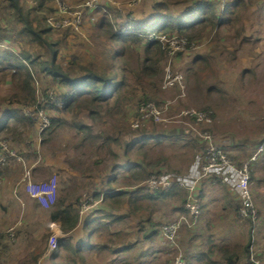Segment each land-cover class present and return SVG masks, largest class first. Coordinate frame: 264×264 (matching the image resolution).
I'll return each instance as SVG.
<instances>
[{"label":"rangeland","instance_id":"1","mask_svg":"<svg viewBox=\"0 0 264 264\" xmlns=\"http://www.w3.org/2000/svg\"><path fill=\"white\" fill-rule=\"evenodd\" d=\"M4 1L0 0V18L3 16L4 20L1 22L0 19V27H5L6 30V34L2 35V44H7L15 51H28L34 57L38 56L40 61H49L51 50L46 43L38 44L28 36L23 38L18 35L19 26L15 18L8 13L9 10L2 6ZM20 1L26 8L31 9L30 17L37 18L34 20L35 24L41 20V16L45 17L47 22L49 19L55 23L65 19L69 13L79 11L83 17L82 24L77 28L53 29L48 22L52 28L49 43L57 42L53 46L57 51L56 63L63 70L77 76L86 73L84 68L99 73L107 71V56L103 46L107 41L104 36H99L100 30L97 26L100 14L98 11L91 12L92 10L84 5L90 0H45L44 10L41 11L37 10L39 0ZM243 1L247 3L248 0ZM60 3L66 5L67 11L64 14L58 12L57 4ZM153 3L154 0H108L104 7L111 20L120 23L126 17L135 21L149 19L155 13L152 9ZM185 6V2H181L170 8L180 11ZM232 11L234 12L220 16V20L224 22L213 29L205 28L196 33L185 32L187 37L194 36L193 39L190 42L188 40L187 47L172 53L171 49L166 52L169 47L166 41H178L182 37L177 33L170 37L161 36L164 53L153 54L152 58L146 60V65L151 66L145 70L141 68L145 59L143 46L123 44L124 54L114 63L118 62L119 70L116 72L119 77L122 75L121 70L127 76L126 85L119 88L111 99L100 104H91L87 95H81L72 110L66 113L60 110L62 103L60 107L47 106L43 109L45 118L57 117L63 121L52 127L50 132L48 127L39 132L40 117L34 121L35 125H30L27 121L9 120L7 131L4 135L0 133V139H8L5 141L9 149L14 151L20 160L9 159L0 171L10 165L15 175L21 178V182L27 173L35 182H47L55 177L56 199L65 198L68 202H75L74 207L78 213L84 200L89 197L94 202L98 201V204L106 201L105 203L112 202L115 206L116 201H111L110 198L104 201L103 190L107 186L110 171L113 169L114 174L119 177L121 172L118 165L122 160H130L131 163L144 158L143 166H138L133 173L125 170L122 172L124 176L121 175L117 183L112 181L113 187L116 188L122 184L121 190H117L118 193L124 190L127 191L125 194L129 193L118 200L119 204L127 209L123 211L122 220L114 223L113 230L116 232L111 236L115 238L114 241H111L107 230L100 237L101 242L97 243L98 246L106 243L108 248H99L96 252L87 251L84 254H71L70 251L62 249L55 258L56 263L123 264L126 260L124 264H171L177 254L183 258L186 254L193 260L201 253L210 252L215 260L217 259V264H226L225 256L234 252L238 255L235 264H243L249 257L246 256L245 247L250 241L249 252H253L264 264V215L261 217L259 214L256 221L240 220L236 214L240 205L238 197L224 186L207 181L202 183V192H206V196L210 194L218 203L210 212L202 214L201 211L199 221L193 228L181 230L178 250L161 255L157 239L154 243L147 240L164 222L174 220L183 211L178 209L181 210L186 193L178 188L166 197L162 195L153 200L145 196L149 194V190L144 181L158 171L174 175H183L188 171L195 156L202 151L201 143L190 141L191 144H187L188 139H193L192 135H195L190 126L199 130L207 129L213 140L230 135V145L225 147L222 144V148L238 163L246 160L261 145L262 155L264 154V0H256L252 6L239 5ZM116 14L119 16L116 17ZM53 17L55 22L52 21ZM119 47L113 50V54ZM167 68L183 75L182 89L163 88ZM9 80V75L0 74V106L6 110L17 109L20 113L23 110L31 112L33 108L30 106H24L16 99H11L16 89ZM149 80H153V86ZM67 90L60 81L46 73L35 75V95L37 101L42 104L47 103L49 95L51 99L62 101ZM149 91L152 94H149ZM149 100L159 105L170 101L171 106L162 114L160 122L145 123L144 129L159 135L169 132L171 140L137 148L130 141L136 134L132 121L136 117L139 104ZM186 109L210 111L211 124L204 127L177 119L178 113ZM20 132L23 134L19 135ZM181 134L185 135L182 136L184 138L178 139ZM17 138L24 145L23 152L15 149L18 142L10 141ZM35 143L39 145L37 153ZM116 165L117 168H113ZM254 169L255 179L257 176L264 177V156ZM255 188L256 180L252 188L256 205L261 197L257 195L258 188ZM76 198L78 200H75ZM34 206L36 207L35 202L26 197L21 198L18 206L9 202L6 208L8 211L3 213L1 224H7L9 216L13 222L10 223L9 220V225L0 231V251L6 244L9 245L7 249L11 246L17 249L28 241L31 244L34 241L40 250L42 247L46 249L47 240L52 233V223H46V217L53 207L34 209ZM96 206L94 205L95 208ZM35 213L38 218L34 220L32 215ZM103 213L105 210L98 214ZM12 216L17 217L15 221ZM10 228H13L12 237L6 234ZM136 228H139L138 231ZM22 230H36L38 238L19 235ZM134 244H139V253L133 250L127 255L128 258L120 256L123 257L121 260L115 259L114 254L123 252L124 247H134ZM92 248L94 247H86L87 250ZM206 261L203 263L208 264Z\"/></svg>","mask_w":264,"mask_h":264},{"label":"trees","instance_id":"2","mask_svg":"<svg viewBox=\"0 0 264 264\" xmlns=\"http://www.w3.org/2000/svg\"><path fill=\"white\" fill-rule=\"evenodd\" d=\"M44 1L45 0L38 1V11L44 10ZM181 2H185L186 4L182 10L175 11L170 8ZM255 3L256 0H248L247 3H244L243 0H225L224 7L220 8V3L217 2V0H154L152 9L157 15L139 21H135L131 17H126L120 23H114L108 15L109 13L106 11L95 10L100 14L97 20V26L100 30L99 36H104L107 41V44L103 45L107 56V71L99 73L80 67L85 70L86 73L82 76H77L70 71L63 70L62 67L56 63L57 51L53 46L57 42L55 41L54 43L51 41L49 43L48 39L50 38L52 28L49 26L46 18L41 16V20H38L35 24L34 20L37 18L30 17V8H26L20 0H5L2 2V6L9 10L8 13L12 15V18H15L14 20L19 26L18 35H22L23 38H27L28 36L32 41L38 44L46 43L51 50V59L49 61H40L38 56L34 57L33 54L28 51H15L12 48L10 49L7 44H2V41H4L2 35L6 34V30L5 27H0V74L5 76L9 75V81L16 89L11 99H16L19 104L27 107L30 106L33 109H44L47 106L53 107L48 101H46V104L37 101L35 95V75L39 73H46L52 76L53 79L60 81L61 84L68 88L67 93L62 97L64 103L60 110L63 113L72 110L73 106L80 100L81 95H87L91 104H100L111 99L118 89L127 83V76L123 70H121V77H119L116 72V70H119L117 65L118 62L114 63V61H119L124 54L125 50L123 44L133 43L143 46L145 59L141 68L145 70L151 66V64L146 65V60L152 58L153 54L159 55L164 53V48L159 37H170L173 36L174 33H177V35L179 34L181 37H185L186 35L184 33L187 31L196 33L205 28L213 29L215 26L224 22V20H220V16L233 13L234 11L232 10L236 9L239 5L247 7ZM218 11L220 13H218ZM117 16H119V14H116V17ZM0 19L1 22H4L3 16ZM116 21L118 22V20ZM150 34H154L158 38L149 40L148 37ZM193 37L186 36V39L190 42ZM117 46L120 47L118 51L113 54V50ZM149 81L151 86H153V80ZM149 94H152V92L149 91ZM9 118L15 119L16 121H27L28 124L35 125L34 121L19 116L17 109H7L6 119ZM48 121L49 127L47 130L49 132L52 127L63 122L57 117H49ZM134 131V133H136L135 135H140L139 137L141 140H150L154 138L153 132L146 131L144 127ZM157 138L158 137H155V139ZM155 173L161 174L164 173V171ZM171 191H174V189L156 192L149 191L148 196L151 198H159ZM52 207L50 220L58 221L62 232L67 233L77 226L79 213L73 204L65 203L64 199H59L55 201ZM90 212H92V210L87 213ZM108 225L109 223L103 222L101 218H93L87 219L83 228L88 239H91L94 235L100 239V237L106 233V226ZM158 231L159 229L153 231L151 235L155 236ZM58 246L63 248V250L70 251L71 254H78L79 252V249H74L68 240H60ZM105 247H107V245L103 243L100 249ZM249 251L250 241H248L245 247L246 256L250 255ZM54 256H52L51 259L54 258ZM37 257V255L32 256L28 260V263L35 264ZM237 258L238 255L236 253L226 255V264H233Z\"/></svg>","mask_w":264,"mask_h":264},{"label":"built area","instance_id":"3","mask_svg":"<svg viewBox=\"0 0 264 264\" xmlns=\"http://www.w3.org/2000/svg\"><path fill=\"white\" fill-rule=\"evenodd\" d=\"M107 2L108 0H90L84 5L92 11H105L104 5H106ZM219 3L220 8H223L225 0H219ZM57 6L59 13H66L67 9L65 4L60 3L57 4ZM82 17V14L77 11L67 14L66 18L62 21L55 22L53 17V19H51L55 23H52L49 19L48 22L53 28L57 29L68 27L77 28L82 24ZM154 38L158 37L154 34H150L148 37L149 40ZM160 38L161 37H159V40L162 42ZM166 43L167 46H169L166 51L167 53L170 49L172 53L188 45V41L185 37H182L178 41L169 39ZM175 87L179 89L183 88V75L180 72H172L167 68L163 79V88L171 89ZM59 100L60 99H51V95L47 97V101L57 107H60L61 103L62 105L64 103L61 100V102H59ZM170 106V101L164 102L162 105L154 101L140 103L136 110V117L132 121V128L136 130L143 127L145 123L160 122L162 114ZM43 112V109L34 108L31 112L23 110L20 114L32 121H37L40 117L41 122L38 130L41 132L49 127V121L45 118ZM176 118L206 127L212 122V113L210 111L186 109L180 111ZM190 128L193 134H197L196 136L202 139L204 147L202 151L195 156L188 171L183 175L154 173L144 181L145 187H147L150 192L181 188L186 193V198L182 207L183 211L174 220L162 224L159 228L158 237L160 238L161 248L164 249L165 254L178 250V240L181 230L185 228L191 229L199 221L202 211L199 191L204 181L214 185H222L238 197L240 205L236 214L240 220L256 221L258 218V210L253 201L252 186L254 164L263 152L262 145L246 160L238 163L233 157L229 156V153L214 142L212 134L207 129L199 130L192 126H190ZM13 157H16L15 152L9 149L5 140L0 139V170L7 164L9 159ZM22 182L25 192L30 198L35 200L40 207L49 209L54 205L57 196L55 177L47 182H35L29 177V173H27L22 179ZM98 203V201L94 202L91 197L86 198L82 206H80L81 208H79V215H84L88 211L93 210L94 205ZM50 229L52 233L47 240V250L51 252L58 249L59 241L62 239L63 235L55 223L50 225ZM6 234L12 237L13 228L7 229ZM171 264H186L185 258L177 254ZM243 264H262V262L253 252H250L247 262Z\"/></svg>","mask_w":264,"mask_h":264},{"label":"crops","instance_id":"4","mask_svg":"<svg viewBox=\"0 0 264 264\" xmlns=\"http://www.w3.org/2000/svg\"><path fill=\"white\" fill-rule=\"evenodd\" d=\"M155 15H157V14L153 13L151 17H154ZM6 111H7L6 109H4V108H2L0 106V133H2L3 135L5 134L4 132L7 131V127H8L9 122H10L9 120H11L10 118L6 119ZM18 114H19V116L23 117L20 114V112H18ZM20 122H24V121H20ZM22 134L23 133H21V132L19 133V135H22ZM139 136L140 135H134L132 137V139H130V141L133 142V145H135V147H137V148H139L140 146L146 145V144L147 145L163 144L164 142H167V141L171 140V137H170L171 135H170L169 132H164L163 135H159V134L153 133L154 138L150 139V140H141ZM182 136H185V135L181 134L178 137V139H183L184 137H182ZM155 137H158V138L155 139ZM192 137H193V139H188L187 144H191V142H194L196 144H200L201 143L202 149H203L204 144L202 142V139L197 137L196 135H192ZM3 138L8 141V139L6 137H3ZM229 140H231L230 139V135H228L227 138H221V139L220 138L219 139L215 138L214 139V141L217 144H219L221 147L223 145L225 147L229 146L230 145V141ZM262 140H264V137H263ZM10 141H13L14 143L18 142L16 144L15 149H17L18 151H21V152L24 151V145H23L22 142L19 141V138L13 139V140H10ZM35 145H36L35 153H37L39 151V149H38L39 145H38V143H35ZM140 154H144V153H140ZM260 156L263 157L264 154L262 155V153H261ZM260 156H259L258 160L256 161V163L254 164V167L258 164V162H260L262 160V157L260 158ZM11 159L12 160H16V159L20 160L19 156H17V155H16V157H13ZM143 163H144V158H143V160L142 159L134 160V162H131V163H130V160H127V159L125 161L122 160V162H120L119 165H118L119 166L118 168H120L119 170L121 172L119 177L121 175H123L122 172H124L125 170L128 171V172H132L133 173V171H135L136 168H138V166H143ZM154 164H156V161H155ZM113 168H117V165L113 166ZM112 170L110 171V174L108 175L109 177H108L107 184H106L107 186L103 190L104 191L103 194H104V201L107 198L108 199L110 198V199H112L111 201H116L117 205L115 204V206H113L114 204H112V202L110 204H108L109 202L105 203L106 201L103 202V203L100 202L101 204H97L96 208L94 207L95 209L93 208L94 210H92V212L84 214V215H81V216L79 215L77 226L75 228H73L72 230L68 231L67 233H64V232L61 231L60 223L58 221L50 220V213H51L52 209L50 210V212L48 213V215L46 217V223H55L58 226L61 234L63 235L61 240H68L71 243V245H72V247L74 249H77V248L79 249L78 250L79 254H84V252H87V251L96 252V250L98 251V249L101 247V246H98L99 245L98 243L101 242L102 238L98 239L96 235H94L91 239L87 238L86 233H85L84 228H83V225H84V223L86 222L87 219L101 218V220L103 222L109 223V225L106 226V228H107L108 234L110 235V238H111L112 234H114L116 232V230H113L114 223L117 220H119V219L122 220V218L124 217L123 216V211H124V209L126 207L120 205L118 200H120L121 197H124L123 195H127L128 196L129 193L125 194V192H127L125 190L122 191L121 193L117 192V190H121L122 184L120 185V187H117V188L113 187V185H112L113 182L112 181L115 180V182L117 183L119 177H118V175H115L114 171H112ZM254 171H255V169H254ZM15 174L16 173H14L13 170L10 168V165L8 167H6L4 170L0 171V231L4 230L7 227V225H9V220H10V216L9 215H8L9 217H7L8 218V223L7 224H1V222L3 220L2 219V215H3L4 212L8 211L6 208H7L8 204H9V202L12 203L13 205L15 204L16 206H18V203H20L21 198L22 197H26V199H28V200L30 199L33 202H35L36 207L34 206V209H38V208L43 209L42 207H40V205L35 200H33L32 198L29 197V195L25 192L23 182H21V180H20L21 178H18L17 175H15ZM255 180H256V188H255V190L258 188L257 195L259 197H261L260 201H258V203L255 206H256L257 210L260 208L261 211L258 210V216L261 215V217H262L264 215V177H262V176L258 177L257 176L256 179H255V177H253V186L255 185ZM253 186H252V188H253ZM200 189H201L200 190V197H201V202H202V214H204V212H210L214 208V206L218 203V201H216L215 198L210 196V194L206 196V192H204V193L202 192V187ZM172 192H174V191L167 192L163 197L168 196ZM253 193H254V191H253ZM145 196H148V194L145 195ZM148 197L151 198L150 196H148ZM59 199H64L65 203H69V204H73V205L75 204V202H72V201L68 202L67 199H65V198H57L56 200L58 201ZM151 199L155 200L156 198H151ZM254 204H255V202H254ZM118 205L122 206V207H118ZM182 207H183V205H182ZM182 207H181V210L180 209H178V210L182 211ZM104 210H105V213L98 214L99 212H103ZM32 216L35 217L34 220L38 218L37 217V213L33 214ZM20 217H21V215H20ZM16 218L17 217L14 216L12 219L15 221ZM132 219L133 220L135 219L134 216H132ZM21 221H22V218H21ZM12 222L13 221L10 220V223H12ZM20 224H21V222H20ZM24 224L27 225L28 223H24ZM35 229H37V227H35ZM138 229L136 228V231H138ZM35 231L34 232H30V231H23L22 230V231H20L19 235H24L25 237H29V238H31V236L32 237L34 236V238H38V236L36 235ZM136 231H134V232H136ZM125 232L127 233V231H125ZM33 233H34V235H33ZM114 239L115 238L112 237L111 241H114ZM155 239H157V241H158L157 242V244H158L157 247L160 248L161 255H164L165 252H164V249L161 248L160 238L157 236V234H155V236L154 235H150L149 239H147V240L149 242H153L154 243L156 241ZM111 241H109V242H111ZM32 243L33 244L29 243V241L26 242V243H22V247L20 245V247L17 248V249H16V247H12V246H11V248L7 249L9 247V245H7V244L4 245L3 246V250L0 251L1 252L0 253V264H33V263H28V260L34 255L38 256L35 264H58V263H56L55 258L57 257V255L59 256V251L62 250L63 248L58 247V249L50 252V251L47 250V246H46V249H43V247H42V249L40 250L38 248V245L34 244V241H32ZM138 245L139 244H136V245L134 244V247H132V246L131 247H129V246L128 247H124L122 249L123 252H119L118 250H112L113 252H116V253L119 252V254H114L115 259L121 260L123 257L124 258H128L127 255L133 250H135V252L139 253V249H138L139 247H137ZM87 246H92V247L94 246V248L87 250L86 249ZM153 247H155V246H153ZM157 247H155V248H157ZM107 248H108V246H107ZM9 250H11V252ZM232 253H234V252H232ZM210 255H211L210 252L209 253H201L200 255L195 257L193 260H191L185 254V257H184L185 258V263L186 264H200V263L204 264L203 263L204 260L205 261L207 260L206 263H208V264H217L216 263L217 259L215 260V257H213L212 255L210 257ZM52 256H54V258H52L53 260L51 259ZM120 256H123V257H120ZM207 258H209L210 260L207 259ZM224 260L226 262L225 258H224ZM125 262H127V261L125 260L124 263ZM242 262H244V261L242 260ZM235 263H236V261L233 264H235Z\"/></svg>","mask_w":264,"mask_h":264}]
</instances>
